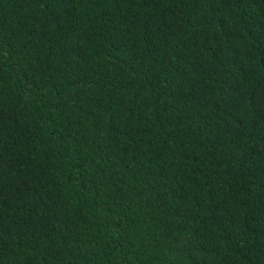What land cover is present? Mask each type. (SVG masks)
<instances>
[{
	"label": "trees",
	"instance_id": "1",
	"mask_svg": "<svg viewBox=\"0 0 264 264\" xmlns=\"http://www.w3.org/2000/svg\"><path fill=\"white\" fill-rule=\"evenodd\" d=\"M0 264H264V0H0Z\"/></svg>",
	"mask_w": 264,
	"mask_h": 264
}]
</instances>
